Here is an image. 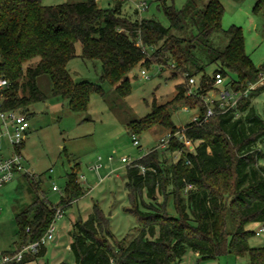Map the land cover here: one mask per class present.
Returning <instances> with one entry per match:
<instances>
[{"label":"trees","instance_id":"trees-1","mask_svg":"<svg viewBox=\"0 0 264 264\" xmlns=\"http://www.w3.org/2000/svg\"><path fill=\"white\" fill-rule=\"evenodd\" d=\"M166 1L160 0L159 8L167 27L154 19L123 15L121 0L108 8L99 7L96 0L53 5L42 0H0V78L7 81L0 89V110L28 118L27 107L45 99L37 86L42 74L49 76L52 94L66 100L72 112H84L92 93L105 97L101 85L76 82L67 71L76 44L81 59L101 62V82L119 97L130 94L127 75L137 65L147 70L171 68L172 77L183 78L173 100L153 104L150 113L127 124L131 136L155 126L173 135L163 148H153L126 166L128 211L136 217L138 233L128 242L116 240L94 203L88 218L72 225V264H176L190 252L199 260L233 255L245 256L247 264H264V245L251 247L248 242L256 231L249 226L264 223V118L251 104L264 85L206 122L176 128L169 113L171 105L183 101L197 108L202 118L206 110L202 98L213 88L216 72L224 80L230 78L229 85L237 92L255 83L262 68L257 69L245 53L241 27L222 29L224 8L219 0H184L179 9ZM253 12H264V0L255 2ZM217 32L227 39L223 48L213 45L211 38ZM212 64L217 67L208 74L206 67ZM190 77L198 78L193 96L186 95L184 84ZM21 147L23 143L17 149ZM168 156L176 158L168 161ZM76 178L74 172L67 175L55 206L41 198L29 181L32 199L16 216V248L1 254H13L38 241L57 208L64 209L86 193ZM26 179L31 180L28 175ZM170 202L174 214L168 212ZM44 254L45 247L10 264H25Z\"/></svg>","mask_w":264,"mask_h":264},{"label":"rangeland","instance_id":"rangeland-1","mask_svg":"<svg viewBox=\"0 0 264 264\" xmlns=\"http://www.w3.org/2000/svg\"><path fill=\"white\" fill-rule=\"evenodd\" d=\"M64 0H42L43 4L53 5ZM101 8L112 7L116 0H97ZM121 13L132 19H154L163 26H168L163 12L159 8L160 0H121ZM224 8L221 19L223 30L232 25L241 27L245 53L253 65L259 69L264 66V12L255 14L254 4L257 0H219ZM145 2L147 9L135 14L136 4ZM179 9L184 0H167ZM176 34V31H172ZM179 34V33H178ZM177 34V35H178ZM213 45L223 48L227 39L222 33H214ZM76 56L68 61L66 69L76 82L87 81L101 85L105 97L92 93L87 109L84 112H72L61 96L51 92V81L47 74L37 77V86L45 95L43 101L34 102L27 107L26 123L28 132L21 147L24 157V171L21 177H14L0 188V255L16 248L17 223L16 216L30 203L29 181L38 188L41 198L55 206L64 193L67 175L74 172L76 181L86 191L81 197L63 209L62 217L54 223V233L59 235L58 241H47L44 245L45 254L29 264H58L63 261L73 263L69 245L72 241L71 229L77 219L86 220L97 203L108 219V226L116 240L128 242L139 230L136 217L128 211L131 207L127 189L126 166L143 157L165 139L168 130L155 126L137 135L139 145H134L127 124L150 113L152 105H163L173 100L176 85L183 78L172 77L171 68L152 66L149 70L134 67L127 75L131 92L126 97H119L113 87L101 82V62L99 60H83L78 55L80 45L76 44ZM203 59V57L201 56ZM217 66L206 67L211 74ZM144 70L146 76L141 73ZM263 79L255 89L264 85ZM196 82L198 81L195 77ZM230 78L216 87L219 91L226 89L230 96L238 99L241 91L235 92L229 85ZM187 82H184L188 87ZM207 96L216 98L215 89L207 92ZM254 110L264 118V89L251 99ZM170 119L176 128H182L193 121L198 109L188 107L183 101L176 102L169 109ZM238 117V115H237ZM2 140L7 141L5 129L0 128ZM4 154L10 150L2 149ZM179 153H176L177 156ZM128 160L127 163L121 161ZM168 161L175 156H168ZM28 175L31 180L26 179ZM22 178H25L24 180ZM56 186L57 191L52 187ZM144 200L147 198L144 195ZM168 212L174 214L172 203L168 204ZM251 224L249 227H259ZM264 233L249 239V245L256 247L261 244ZM247 264L246 257L223 255L215 260H202L188 253L180 264ZM179 264V263H176Z\"/></svg>","mask_w":264,"mask_h":264},{"label":"built area","instance_id":"built-area-1","mask_svg":"<svg viewBox=\"0 0 264 264\" xmlns=\"http://www.w3.org/2000/svg\"><path fill=\"white\" fill-rule=\"evenodd\" d=\"M146 9L147 5L145 2H139L136 4L135 10L137 12L144 11ZM263 69L264 66L259 74L260 80L263 79ZM141 73L146 76V72L144 70H142ZM260 80L253 84H250L247 89L241 91V95L238 99H234L230 96L229 91H227L226 89H224L223 91H219L216 88L224 83V77L222 76V74L216 72L214 75V82L212 86L214 89H216L215 94H217V97L211 98L207 96V91L202 98L206 106L205 113L202 118L195 116L193 121H198V123L206 122L213 115L224 113L236 107L240 98L247 97L249 91L254 90L255 86L260 83ZM187 84L188 89L186 91V95L193 96L195 94L193 89L197 85L195 77H190ZM5 86H7V81L3 78H0V89ZM26 120L27 117L23 113H19L17 111L0 110V128L5 129V134L7 135V149L10 150L9 154H4L0 145V188L10 182L16 175L24 171V157L21 151L17 148L24 142L27 136L28 125L26 123ZM1 136H3L2 133H0V137ZM172 136L173 135L168 133L165 139H161L160 145L158 147L163 148L169 142V139ZM132 141L134 145H139L136 136H132ZM121 161L124 163L128 162V160L125 158H122ZM52 189L55 191L58 190L56 186H53ZM62 215L63 208H57L52 224L38 241L22 246L13 254H1L0 264L18 263L23 259L25 254L36 255L44 247L47 241H54L56 237L54 233V223L56 219L62 217ZM261 233H264V223L259 225V227L255 231V235L258 236L261 235Z\"/></svg>","mask_w":264,"mask_h":264},{"label":"crops","instance_id":"crops-1","mask_svg":"<svg viewBox=\"0 0 264 264\" xmlns=\"http://www.w3.org/2000/svg\"><path fill=\"white\" fill-rule=\"evenodd\" d=\"M96 2H97V4H98V1L96 0ZM99 6V5H98ZM100 7V6H99ZM29 131V130H28ZM0 145H1V147H2V149H5V148H7V143H5V141L4 140H2V136L0 137ZM8 150V149H7ZM22 176V173H20V174H18L17 175V177H21ZM26 177V176H25ZM14 179V178H13ZM12 179V180H13ZM23 180L25 179V178H22ZM11 180V181H12ZM26 180V179H25ZM6 185V184H5ZM31 194L29 193V196H30ZM30 198L32 199V196H30ZM257 227L258 226H256L254 229H257ZM56 237H57V240L56 241H58V239H59V235L58 234H56ZM264 245V237H263V239H262V241H261V244L260 245H258V246H263ZM257 247V246H256ZM193 256L195 257V258H198V256H197V254H195V253H193ZM185 258V257H184ZM183 258V259H184ZM37 259V258H36ZM35 259V260H36ZM35 260H33V261H35ZM33 261H30V262H26L25 264H29V263H31V262H33ZM200 261H202V260H200ZM61 262H63V261H60V262H58V264H60ZM181 263V262H180ZM179 263V264H180ZM196 264H198V263H196Z\"/></svg>","mask_w":264,"mask_h":264},{"label":"water","instance_id":"water-1","mask_svg":"<svg viewBox=\"0 0 264 264\" xmlns=\"http://www.w3.org/2000/svg\"><path fill=\"white\" fill-rule=\"evenodd\" d=\"M57 240V237H55L54 242Z\"/></svg>","mask_w":264,"mask_h":264}]
</instances>
